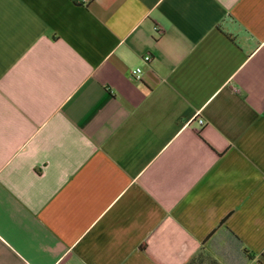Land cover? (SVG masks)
<instances>
[{
    "label": "crops",
    "instance_id": "1",
    "mask_svg": "<svg viewBox=\"0 0 264 264\" xmlns=\"http://www.w3.org/2000/svg\"><path fill=\"white\" fill-rule=\"evenodd\" d=\"M263 253L264 0H0V264Z\"/></svg>",
    "mask_w": 264,
    "mask_h": 264
},
{
    "label": "built area",
    "instance_id": "2",
    "mask_svg": "<svg viewBox=\"0 0 264 264\" xmlns=\"http://www.w3.org/2000/svg\"><path fill=\"white\" fill-rule=\"evenodd\" d=\"M151 56L150 55H146L145 57H144V61L145 62H150L151 61ZM141 74H142V68L141 67H138L137 69H136V71H135V76H136V78L137 79H141ZM198 119V123L202 126V125H204V123H205V121H204V119L203 118H201V117H199V118H197Z\"/></svg>",
    "mask_w": 264,
    "mask_h": 264
},
{
    "label": "trees",
    "instance_id": "3",
    "mask_svg": "<svg viewBox=\"0 0 264 264\" xmlns=\"http://www.w3.org/2000/svg\"><path fill=\"white\" fill-rule=\"evenodd\" d=\"M257 264H264V253L257 260Z\"/></svg>",
    "mask_w": 264,
    "mask_h": 264
}]
</instances>
